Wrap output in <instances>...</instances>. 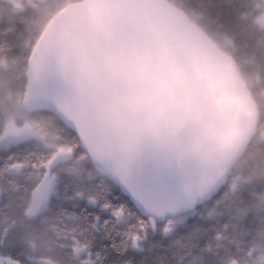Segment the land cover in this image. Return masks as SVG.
<instances>
[{"label":"water","instance_id":"95a60500","mask_svg":"<svg viewBox=\"0 0 264 264\" xmlns=\"http://www.w3.org/2000/svg\"><path fill=\"white\" fill-rule=\"evenodd\" d=\"M53 40L71 46L88 75L105 87L109 106L88 99L52 55ZM117 66L126 80L104 84ZM53 79L63 87L53 91ZM23 106L47 110L89 133L92 160L106 176L145 164L138 138L119 134L115 110L140 135L174 138V166L193 183L218 184L249 141L258 109L233 59L168 0H83L48 23L28 63ZM67 117V119H65ZM211 192L204 197L210 195Z\"/></svg>","mask_w":264,"mask_h":264},{"label":"snow or ice","instance_id":"6c2138e0","mask_svg":"<svg viewBox=\"0 0 264 264\" xmlns=\"http://www.w3.org/2000/svg\"><path fill=\"white\" fill-rule=\"evenodd\" d=\"M264 74V73H262ZM129 73L117 66L104 71L102 83L124 81ZM55 92L63 87L53 79ZM67 119V117H65ZM68 148L71 155L92 163L88 131L75 123ZM0 153V169L19 164L29 170L31 186H41L44 202L80 224L81 235L68 245L76 264H148L143 241L159 236L152 264H264V153L247 175L218 184V175L193 183L174 166L145 163L135 171L117 172L81 182L57 160L58 151ZM211 192L212 207L196 214ZM183 219L177 228V220ZM166 237H172L165 244ZM171 256V259L169 258ZM0 264H28L11 234L0 227Z\"/></svg>","mask_w":264,"mask_h":264},{"label":"trees","instance_id":"16d2710c","mask_svg":"<svg viewBox=\"0 0 264 264\" xmlns=\"http://www.w3.org/2000/svg\"><path fill=\"white\" fill-rule=\"evenodd\" d=\"M17 7L10 0H0V136L5 122L12 118L16 125L31 124L40 137L25 138L0 153L57 151L72 145L74 137L70 127L54 113L23 106L26 93L28 63L35 44L50 20L65 6L83 0H17ZM200 27L215 45L234 61L239 75L248 87L258 109V121L249 141L229 166L222 183L234 175H247L250 168L264 153V24L257 15L264 10V0H168ZM69 149V148H68ZM66 169L85 182L89 177H98L95 187L103 190V178L107 177L92 160L71 156L59 161ZM29 170L19 164L0 169V227L5 228L20 247L28 264H76L74 250L68 245L74 236L81 235L78 221L66 218L48 201L47 206L35 217H27L33 190ZM212 207V196L201 202L196 214L207 213ZM183 219L177 220V228ZM172 237H166L164 243ZM159 236H149L143 241L148 257L163 248H152ZM171 259V256H169Z\"/></svg>","mask_w":264,"mask_h":264},{"label":"clouds","instance_id":"9594fccd","mask_svg":"<svg viewBox=\"0 0 264 264\" xmlns=\"http://www.w3.org/2000/svg\"><path fill=\"white\" fill-rule=\"evenodd\" d=\"M52 55L62 66L71 83L88 99L101 106H109L107 90L88 75L71 46L53 40ZM110 115L119 134L138 138L136 151L141 156L142 162L159 168H167L174 164L177 147L174 138L162 135L154 139L149 135H140L135 127L127 123L131 119L129 116L115 110H111Z\"/></svg>","mask_w":264,"mask_h":264},{"label":"rangeland","instance_id":"374dc122","mask_svg":"<svg viewBox=\"0 0 264 264\" xmlns=\"http://www.w3.org/2000/svg\"><path fill=\"white\" fill-rule=\"evenodd\" d=\"M15 6L20 7L21 4L17 0H10ZM257 21L264 24V10L261 14L257 15ZM29 137H42L41 134L31 124L16 125L12 118H8L5 122L4 130L0 136V147L5 148ZM65 151H58L57 160L61 161L71 157V151L65 148ZM44 193L41 186L37 185L33 190L32 199L29 206L25 210L27 217L37 216L48 204L44 202ZM75 253V251H74ZM76 255V253H75Z\"/></svg>","mask_w":264,"mask_h":264}]
</instances>
